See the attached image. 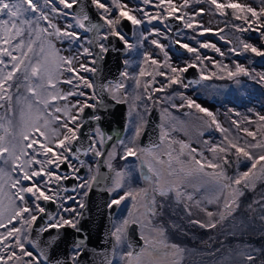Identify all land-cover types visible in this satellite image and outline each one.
I'll use <instances>...</instances> for the list:
<instances>
[{"label":"snow or ice","instance_id":"obj_1","mask_svg":"<svg viewBox=\"0 0 264 264\" xmlns=\"http://www.w3.org/2000/svg\"><path fill=\"white\" fill-rule=\"evenodd\" d=\"M89 3L97 10L98 21L90 16ZM200 3L214 6L220 17L231 15L232 21H241L239 24L225 21V25L235 33H255L264 44V0H259V9L233 0H181L179 4L174 0H140L138 5L124 0H111L110 3L103 0H0V264H81L80 258L87 250L86 238L74 241L68 260H53L50 252L60 240L61 230L82 231L79 225L84 213L81 210L87 207L93 187L100 185H104L100 190L108 193L106 206L110 212L126 201L130 204L127 215L108 235L112 241L111 251L99 254L102 257L99 264H181L186 250L171 242L168 229L157 222L166 205L174 202L190 218L189 224L211 230L239 208V198L245 195V190L254 191L258 182L264 183V115H257L259 123L247 117L243 121H231L238 132L250 138L242 140L224 128L209 109L184 93L174 91L155 96V93H166L173 85L187 89L213 76L233 79L244 75L264 85V73L249 70L239 62L233 70L211 57L201 56L197 48L179 39L172 42L196 55L192 62H185L183 66L170 62L167 46L160 39H170V20L179 21L184 29L194 30L199 36L209 32L219 35L225 31V28L205 27L197 20L206 13L204 8L194 7ZM61 18L63 26L58 22ZM125 21L134 30L154 22L162 25L163 30L153 26L147 34L140 31L137 43L132 44L120 30ZM177 35L182 33L177 32ZM150 36L153 38L149 40ZM113 38L128 52L143 48L148 41L164 59L161 61L143 51L138 73L128 71L131 62L125 59L121 79L97 82L100 62L110 51L116 50L112 46ZM220 39L232 43L224 36ZM235 39L236 44L228 49L233 55L251 53L264 57V48L249 42L243 35ZM57 42L67 43V49L58 48ZM197 43L200 48L225 56L215 44ZM62 51L68 54L62 55ZM206 60L212 61L215 72H208L204 66ZM144 64L153 66L152 71L146 72ZM190 69L198 70L199 80L185 82L184 74ZM81 73H92L97 80ZM157 76L163 80L157 81ZM141 77L151 78L143 83L146 101L154 105L168 103L176 110L195 109L209 118L202 119L201 124L209 129L214 125L223 135L221 143L203 141L211 157L205 156L203 150L170 138L169 131L174 130V126L168 129L164 121L176 118L167 107L161 111L158 143L147 147L137 144L144 126L143 116L137 112L132 136L116 139L110 150H106L113 137L106 135L99 125L103 119L101 110L109 107L105 94L117 104L127 103L128 95L122 91L123 81L131 78L139 89ZM60 84L70 87L65 91ZM72 97L77 99H70ZM176 98L180 99V104L173 102ZM140 100L141 94L133 96L130 115ZM143 107L149 110L148 104ZM86 109L92 110L88 116ZM92 122H96L94 126L83 132L85 125ZM253 123H256L255 131L241 126ZM176 143L179 151L172 147ZM118 148L122 152L119 154L121 160L133 158L139 163L117 169L113 161ZM89 154L94 157L95 166L81 159ZM245 161L250 164L246 171H240L239 166ZM62 165H67V174H61ZM233 165L236 172L229 175L228 168ZM101 166H105L108 173H101ZM83 168L87 169V176L80 175ZM136 172L147 187L133 186ZM69 179L77 181L71 189L62 183ZM69 191L75 195H61ZM69 201L76 207L70 206ZM42 202L56 205L57 212L52 214ZM253 203L260 206V220L264 221V197ZM211 204L221 210H209L207 205ZM252 207L249 205L250 209ZM42 218L44 222L37 226ZM171 226L176 227L175 224ZM133 228L138 231L142 246L132 243L129 230ZM53 230L56 236L43 238ZM259 252L253 249L238 255L247 264H255Z\"/></svg>","mask_w":264,"mask_h":264},{"label":"rangeland","instance_id":"obj_2","mask_svg":"<svg viewBox=\"0 0 264 264\" xmlns=\"http://www.w3.org/2000/svg\"><path fill=\"white\" fill-rule=\"evenodd\" d=\"M103 2L108 3L107 0H103ZM124 2H126L130 5H138L140 3V2H136V0H124ZM180 2H181V0H174V3L179 4ZM224 2H227V0H224ZM233 2L246 3V4H249L253 7H256L257 9H259L261 7L259 0H256V2L254 0H233ZM194 7L204 8L206 10L205 15H203L202 17H197V20L202 21V23L205 27L212 28L213 30H216V29H219L222 27L223 21L221 20V17L219 16V14L215 13V9L213 6H210L207 3H200V4H195ZM89 8H90V6H89ZM89 8H88V10L91 11V8L90 9ZM210 8H211V11H208ZM189 11H190V9H189ZM95 13L97 14L96 9H95ZM91 17L93 18L94 21H98L97 19L96 20L94 19V16L92 14H91ZM58 22L61 23V26H63V19L62 18ZM153 26H155L157 28H161L163 30V26L160 25L158 22H154L153 25L145 24V25L141 26V28L139 30H134L135 34H133L132 38H128L129 42L132 44H136L137 40L139 39V32L143 31L147 34L148 29L153 27ZM180 33H182V35H177V33L175 34V40L179 39V40H181V42L187 43L190 46L197 48L199 51V54L201 56H208V57H211L213 60H216V61L218 60L217 58L222 59L226 62V64L229 66V68H231L233 70L235 69V63L239 62L242 66L248 68L249 70L254 69L258 73H264V63L262 64L260 61L253 63L254 60H256V59L253 55L251 56V53H245L244 55H240V56L232 55L233 58L230 57V54H232V53H230L228 51V49L236 44L235 37L237 35H229L230 34L229 32L228 33L222 32L216 36H212L211 34H208L206 37H204V39L200 40L203 42H209V43L215 44L217 47H219L221 49V51L225 53V56L221 57L216 52H214L212 49L200 48L198 43H194V41L189 39L190 33H185V32H180ZM249 34L251 35V33H244V34H239V35H243L245 39H247L249 42L253 43L254 45L264 48L263 44H261V41L259 40L258 37H253V35H254L253 33L251 35L252 37L249 36ZM168 35H169V33H168ZM220 36H224L226 39L232 41V43L231 44L225 43L224 40L220 39ZM152 38L153 37L150 36L149 40ZM160 39H161V42L167 46V51L171 57L170 62L174 66H183L185 64V62H192L194 60V57L196 55L195 53H187L186 50H185V52H183V51L176 52L172 49L169 39L165 40V39H163V37H161ZM113 42H115L116 45L119 46L118 55L121 54L123 46L120 44V42L115 40V38H113ZM56 46L58 48H61V49H67V47H68L67 43L60 44L59 42H57ZM143 51L150 52L151 54L156 56V58H158L159 60H162L164 58L163 54L159 53L158 49H155L154 46H152L148 41H145L143 48H138V49L133 50L131 52L127 51V52H125V55H121L120 58H121L122 65H123L122 70L123 71L125 70V65L123 62L125 59H127L131 62L130 66L128 67V71L130 73H134V74L138 73L139 67H140V62L142 60L141 53ZM61 54L67 55L68 52L62 51ZM105 57H106V60L110 63L111 59H113V53H111V57H109L108 55H106ZM86 60H87V58H85V62H86ZM114 60H115V58H114ZM106 62L104 64H106ZM197 63H199V62L197 61ZM204 66L207 67L209 73L212 70H214V68L212 67L211 63H209L208 60L204 61ZM152 67L153 66H150L148 64L146 66V70L152 71ZM101 73H103V72H101ZM111 73H113L112 68H111ZM81 74L88 77V73H81ZM110 74L108 75V78L113 77V76H110ZM65 75H67V74H65ZM187 75L189 77H191V72H189ZM140 79L142 81V86H143L144 81L149 80L151 78L147 77L145 79H142V78H140ZM128 80L129 79H125L123 81L125 86L127 85ZM156 80L162 81L163 79H160L157 76ZM133 84H135V82ZM155 86H159V85H155ZM59 87L62 90L66 91V90H68V88L70 86L65 85V84H60ZM168 90L169 89H167L166 93H157V94H155V96H162V95L171 94L174 91L182 92L185 95H187L188 97H190L191 99H193L194 101H196L197 103H199L202 107L207 108V109L211 110L212 112L214 111V113L216 114V116L218 118V121L222 124V126H227V115L229 112L227 110L226 105L227 104L229 106L232 105L233 108H235L237 106L238 102L242 101L244 94H246L248 97L252 98L251 99L252 111L258 112L259 115H264V97H263L264 92H263V90L260 87L258 88V86H255L254 84L245 83L244 80H242L238 77L232 79L231 81H224V82H214V81H210V80L201 81L198 85L190 86L187 89L182 88V90H181L177 86L175 89L172 88L170 91H168ZM84 91H89V90L84 89ZM126 91H127V89L124 88L123 92L126 93ZM141 91L143 94L144 90L142 89ZM131 98H133V97H131ZM226 98L228 99L227 103H225ZM70 99L76 100L77 98L72 97ZM79 99H83V98H79ZM143 99L144 98L142 96V99L140 101L136 102L138 107L134 110H131V114L133 115L132 117L134 118V120L131 123L130 131H128V129H127L126 135L123 134V136L121 138L128 139L134 133L135 122L138 120L137 112H139L143 116V120L145 122L146 114L148 111H145L143 105L148 104V102L144 101ZM111 102H112V104H111L112 107L110 109H115V107L116 108L118 107L114 101L111 100ZM132 102L130 103V105L132 104ZM173 102L176 104L181 103L179 98H176ZM59 103L63 104L64 102L60 101ZM155 106H157L159 109V117H160V122L158 124L159 134H160V126H161V111L163 108L167 107L169 109V112H171L172 117L176 118L175 120H172L169 118V119L164 121L166 128L172 129L174 126V130L169 131L170 138L174 139L175 141H182L184 143L190 144L191 147H195L199 150H203L205 153V156L211 157L212 154L207 152V150H206L207 145H205L203 143V141L208 140L211 143H220V142L217 140V138L213 134L211 128L210 129L206 128L201 124V120L205 119V118H203V116L196 114L192 110H185V108L180 109V110L173 109L170 107V105L168 103H164V102H161L159 105H155ZM149 108H150V105H149ZM0 112H2V110H0ZM129 113H130V106H129L128 114ZM153 113H154V116H153V118H151V115ZM57 115H59V114H57ZM117 118H118V120H117V124H118L120 121V116H118V113H117ZM149 118L151 119V122L154 125L153 126L154 128H152V129H154V132L151 134V138H152L151 141H145L144 142L146 144V145H143L144 147L149 146L150 145L149 143H153L154 141H156V143H157L156 125H157V121H158L157 120L158 115H157V111L155 108H153L151 110V112L149 113L148 119ZM117 124L114 126V130H115ZM112 137H113V140H112L113 142L111 141V145L116 140L115 136H112ZM242 140H243V138H242ZM176 144L178 146V151H179L180 146L178 143H176ZM111 145L108 146L107 150H110ZM164 158L167 159L166 156ZM186 158L187 157H184L183 159H186ZM85 160L87 163L95 166V160L92 159V157H86ZM138 163H139L138 161L131 158V159L125 161L121 167L116 166V165H114V166L117 169H121V168H124L125 165L132 166V165H137ZM248 166L249 165H247V163L245 161L244 163H242L239 166V170L240 171H246ZM103 172L106 173V170L105 171L103 170ZM235 172H236V168H233V166L228 168V174L229 175H234ZM87 175H88V172L84 173V176H87ZM262 185H263L262 183L258 182L254 191L245 190V195L243 197L239 198V208H237L233 212L232 216L227 218V219L234 220L237 224L235 223L233 225H230L228 227V230L238 231V232L248 231V230H254L256 232L261 231L260 226L254 224L255 223L254 218H253L254 211H252V210H261L260 206L254 204L253 202L255 200L260 199L261 197H264V186H262ZM133 186L137 187V188L147 187V185L144 183V181L139 178L138 172L135 173V178L133 180ZM53 187H55V184H53ZM103 187H104V185H100L98 190H100V188H103ZM69 194H71V193H63V192L61 193V195H69ZM129 204H130V202L126 201L123 205H121L120 208H118V209L115 208V210L113 211V214H112V224H113L112 230H113L114 226L118 225L120 220L127 215ZM249 205H252L253 207L250 209ZM168 206L170 208L164 209L163 215L157 219V222L163 223L164 226L168 229L167 234H168V238L171 242L179 244L186 251H212V250H214V247L211 246L209 244V242L216 235V233H214V232L215 231H218V232L222 231V229L217 228L216 230H214L213 232H211L207 236H205L203 238H198L197 242L192 244V249H191L190 248L191 240H187L188 244H186V245H183V240H180V243H179V239L181 237H184V238L189 237V235L185 232V229L188 226V217L183 212V209L179 206H176L174 204V202L170 203ZM209 206L217 208L214 211H220L221 210L220 208H218V206L216 204L207 205V207L210 209ZM74 207H76V205ZM179 215L186 217L184 223L179 222V220L177 219V216H179ZM173 224L176 225L175 228H173L171 226ZM133 229H130V230H133ZM179 231H181V233H179ZM71 251H73V250H71Z\"/></svg>","mask_w":264,"mask_h":264},{"label":"water","instance_id":"obj_3","mask_svg":"<svg viewBox=\"0 0 264 264\" xmlns=\"http://www.w3.org/2000/svg\"><path fill=\"white\" fill-rule=\"evenodd\" d=\"M91 8V11L89 10V14L91 16V14L94 16V19L98 20V16L95 13L93 7L90 5V3L88 4V8ZM89 8V9H90ZM94 13V14H93ZM171 25L172 28V32L170 33L171 39L173 41V34L174 32H178L182 29V25L175 21V20H170L168 22ZM120 28L125 32V34L127 36H131V29L127 26L126 21L122 23V25L120 26ZM173 48L177 51V52H185L184 49H181L177 44L173 43ZM114 47V46H113ZM116 50H113V52H109L107 55L109 57H111V53H113V59L112 60V69H113V73H111V70L109 71L110 73L106 74V77L104 79H102L103 83H106L107 81H117L119 79L120 76V70L122 67V61H121V55H123L126 50L122 49L121 54L118 55V49L116 47H114ZM115 58V60H114ZM114 60V61H113ZM106 57L104 58L103 61L100 62L99 64V74L101 75V70H102V64L105 63ZM111 65V61L109 63ZM109 65V66H110ZM107 72V71H106ZM191 72V77H189L187 74ZM193 73V74H192ZM110 74V76H113L112 78H108V75ZM185 79L188 80H199V76L196 72L195 69H190L187 73L184 74ZM190 78V79H189ZM94 80H97L96 77H94ZM105 102L109 105V107L106 110H101L100 114H102L103 119L99 122V125L101 127V129L103 131H107L111 134V136H115L116 138H118L120 136V134L123 131V126L125 123V107L124 104L121 103L117 104L115 103L118 107L115 109H110L112 106V102L111 99L109 98V96L107 94H105ZM120 108V109H119ZM109 110V111H108ZM110 112V113H109ZM92 113V110L86 109L85 110V115L88 116ZM117 113L118 116H120V121L117 124ZM106 116H105V115ZM110 116H113V118L115 119V122L112 119H109ZM117 124L115 130H114V126ZM93 122L90 124H86L85 128L82 129L83 132H86L90 127H93ZM152 127V122L151 119H148V123L146 126V130L144 131L142 137H141V144L142 146L144 145L143 143L145 142V137L147 135V133L150 131ZM111 143V141H109L106 145V149L108 147V145ZM83 158V156L81 157V159ZM103 166H101V173L103 172ZM62 172H64L61 169ZM95 187V188H94ZM92 191L90 192L88 198H87V207L85 209H83V217L81 218L80 221V228L82 229V231L79 233L80 236L79 238H86V245H87V250L84 252V255L81 256V264H99V260L102 259V257L99 255L100 253H109L111 251V245H112V241L110 238H107L108 235L110 234V219H111V214L112 211L110 212L109 210L105 209V203H106V196H105V192L98 190V187L94 186ZM97 195H99V200H97ZM96 197V198H95ZM47 204V203H46ZM91 209H94L96 212H92L95 213V218L91 221V220H85L86 217L88 215H86ZM99 214V215H97ZM100 218V219H98ZM96 219H98V223L97 225H93L95 227V231L94 233L91 235V229L89 232V226H90V222L93 223ZM109 221V222H108ZM44 222V218H42L41 220L37 221V226L41 225ZM66 230H61L60 233V240L57 241L56 246L54 247V251L50 252V256L53 260L56 259H65L68 260V247L73 246L74 241H69L68 243H66V239L67 237L65 236L64 232ZM130 237L132 240V243L134 245H136L137 247L140 245V241L138 239V237L136 236L135 232L130 231ZM35 235V232H34ZM57 233L55 232V230L51 231L50 233H45L44 234V239H48L52 236H56ZM69 237H73V232L70 231V233L68 234ZM107 238V239H106ZM77 240V239H76ZM65 243H62L64 242ZM60 250V251H59Z\"/></svg>","mask_w":264,"mask_h":264},{"label":"trees","instance_id":"obj_4","mask_svg":"<svg viewBox=\"0 0 264 264\" xmlns=\"http://www.w3.org/2000/svg\"><path fill=\"white\" fill-rule=\"evenodd\" d=\"M256 2V0H254ZM229 13H231V10H227ZM221 20L223 21V25L221 28H225V33H230L229 35H239L240 33H235L234 29H232L230 26L229 27H226L225 25V21H228L229 23H242L241 21H232L231 20V15L227 16V17H221ZM193 33V32H192ZM213 35H215L213 32H211ZM195 35V33H193ZM209 33H205L203 36H196L195 35V39L196 41H198L199 38H202V37H206V35H208ZM204 39V38H203ZM203 42V41H201ZM233 54H230V57L233 58L232 56ZM244 55V54H243ZM253 54H251L252 56ZM254 56V55H253ZM256 60H254L253 63L257 62L258 60H261L262 58L264 59V57H256L254 56ZM218 62H221L223 64H226V62L222 59H219L217 58ZM209 63L212 64V61L211 60H208ZM146 66L147 65H144V68H145V71H146ZM216 69L213 70V72H215ZM255 72H257L255 70ZM258 73V72H257ZM210 81H214V82H224V81H230L231 79H228V78H225V79H213V77L211 79H209ZM134 81H129V83H127L126 85V89H128L126 91V93L128 95H132V94H141V99H142V89H143V86H142V81H141V87L139 89L136 88V85L133 84ZM260 83H258V86L260 87L259 85ZM261 89L263 90L264 92V85H261ZM133 88V89H132ZM171 88L168 90L170 91ZM245 111V109H243L241 111V113ZM248 119L250 118L248 115H245ZM203 118L205 119H209L207 117H204ZM242 126V125H241ZM243 127V126H242ZM225 128V127H224ZM228 129L230 130L231 134L232 135H239L241 137V139H249L248 137H245L244 134L242 132H238L236 127L234 125L231 124L230 127H228ZM211 130L213 132V134L215 135V137L217 138V140L221 143L222 141H220L219 139L223 136L220 132L216 131L215 130V126L213 125L211 127ZM264 186V183H262ZM253 211V210H252ZM262 214L261 210H257L256 212L253 213V218H254V221L256 225L260 226L261 228V231L260 232H256L254 230H248L236 237H234L232 240H228L226 239L224 242L225 244H228L231 246L232 248V251H250V250H253V249H259L260 251H264V221H261L260 220V215ZM235 234H232V236H234ZM231 236V237H232ZM231 248H228V251H231ZM189 264H192L191 261H189ZM255 264H264V257L261 258V260H256Z\"/></svg>","mask_w":264,"mask_h":264},{"label":"bare ground","instance_id":"obj_5","mask_svg":"<svg viewBox=\"0 0 264 264\" xmlns=\"http://www.w3.org/2000/svg\"><path fill=\"white\" fill-rule=\"evenodd\" d=\"M110 64H109V62L107 61L106 62V64H102V70H101V72H103V73H101V75L99 74V77H98V81L97 82H101V81H103L102 79H104L105 77H106V74H108L109 73V71H110V69L113 67V65H112V60H111V68H110V66H109ZM107 71V72H106ZM97 79V78H96ZM107 111V110H106ZM105 115V114H104ZM106 116V115H105ZM109 119H112L114 122H115V119L113 118V116H110L109 117ZM95 188V187H94ZM66 233H65V236L67 237V239L69 240L70 238H69V236H68V234L70 233V229H67L66 231H65ZM80 236V234L79 233H77V232H73V238H78ZM209 244L211 245V246H213V244L211 243V242H209ZM52 251H54V250H52Z\"/></svg>","mask_w":264,"mask_h":264}]
</instances>
